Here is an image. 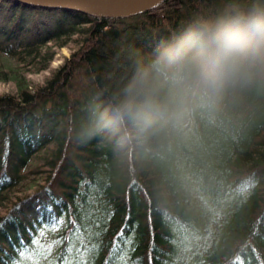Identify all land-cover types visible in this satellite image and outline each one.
<instances>
[{
	"label": "trees",
	"instance_id": "trees-1",
	"mask_svg": "<svg viewBox=\"0 0 264 264\" xmlns=\"http://www.w3.org/2000/svg\"><path fill=\"white\" fill-rule=\"evenodd\" d=\"M228 2L166 0L114 19L0 0V82L15 87L0 95V264L33 239L51 245L41 264H62L77 227L95 245L90 264H264V92L147 145L96 131L142 59ZM69 45L30 87L24 75Z\"/></svg>",
	"mask_w": 264,
	"mask_h": 264
},
{
	"label": "clouds",
	"instance_id": "clouds-1",
	"mask_svg": "<svg viewBox=\"0 0 264 264\" xmlns=\"http://www.w3.org/2000/svg\"><path fill=\"white\" fill-rule=\"evenodd\" d=\"M253 92H264V0H229L142 59L96 131H122L121 144L180 137L198 114Z\"/></svg>",
	"mask_w": 264,
	"mask_h": 264
},
{
	"label": "water",
	"instance_id": "water-1",
	"mask_svg": "<svg viewBox=\"0 0 264 264\" xmlns=\"http://www.w3.org/2000/svg\"><path fill=\"white\" fill-rule=\"evenodd\" d=\"M40 8L71 10L99 18L122 19L153 10L166 0H13Z\"/></svg>",
	"mask_w": 264,
	"mask_h": 264
},
{
	"label": "snow or ice",
	"instance_id": "snow-or-ice-1",
	"mask_svg": "<svg viewBox=\"0 0 264 264\" xmlns=\"http://www.w3.org/2000/svg\"><path fill=\"white\" fill-rule=\"evenodd\" d=\"M91 215L89 212H85V218ZM79 242L80 247H76L75 242ZM59 243V241H57ZM32 244L35 245L33 248L22 246L18 252L19 261L18 264H25V262H32V264H41V261L47 260L48 255L51 252V245L45 247L40 244L39 240L33 239ZM119 246L114 244L113 254L118 253ZM95 251V245L89 247L85 243L84 232L81 231L80 227L74 229L72 238L68 242V246L65 250V255L62 258V264H90L91 255ZM48 264H54L53 261L48 260ZM115 264H127L126 257L124 254H119L115 261Z\"/></svg>",
	"mask_w": 264,
	"mask_h": 264
},
{
	"label": "rangeland",
	"instance_id": "rangeland-1",
	"mask_svg": "<svg viewBox=\"0 0 264 264\" xmlns=\"http://www.w3.org/2000/svg\"><path fill=\"white\" fill-rule=\"evenodd\" d=\"M74 47L69 45L67 47L58 49L56 54L50 63L48 69L42 72L37 73H27L25 74V78L29 83L30 87L38 86L44 84L46 79L51 76V73L60 66L65 58H68L71 51H73ZM15 87L12 82H0V95L1 94H14ZM15 195H20V192H14Z\"/></svg>",
	"mask_w": 264,
	"mask_h": 264
}]
</instances>
